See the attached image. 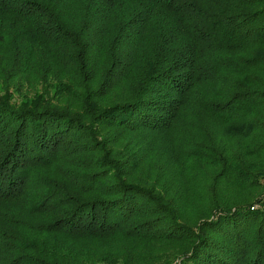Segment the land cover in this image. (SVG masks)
<instances>
[{"label": "trees", "instance_id": "16d2710c", "mask_svg": "<svg viewBox=\"0 0 264 264\" xmlns=\"http://www.w3.org/2000/svg\"><path fill=\"white\" fill-rule=\"evenodd\" d=\"M0 264H264V0H0Z\"/></svg>", "mask_w": 264, "mask_h": 264}, {"label": "rangeland", "instance_id": "374dc122", "mask_svg": "<svg viewBox=\"0 0 264 264\" xmlns=\"http://www.w3.org/2000/svg\"><path fill=\"white\" fill-rule=\"evenodd\" d=\"M95 68H97V71L95 72L96 75L98 74V72H99L100 70H103V68H102V69H98V64L95 65ZM16 73H17V71H16V70H13V72H12L13 75H12V76H15ZM27 78H28V79H31L30 76L26 77V79H25V78H22V81H24L25 84H26V82L28 83ZM98 79H100V77H97V76H96L95 81H97ZM95 81H94V84H99V82H100V81H99V82H96V83H95ZM156 161H157V160H156ZM201 176L204 177V178H206V177L208 176V175H207V172H206V171L202 172ZM207 181H208L209 186H210V184H211V180H208V179H207ZM207 181H206V182H207ZM206 182H205V183H206ZM205 183H198V184H196L197 187H195V188H196V190H197V188H198L199 190H197V191H199L201 194H204V192H206L207 195H208V192H210V191H209L210 188L208 189V192H207V190L204 189ZM98 247H99V246H98ZM94 249H95V247H94ZM110 249H111V248H110Z\"/></svg>", "mask_w": 264, "mask_h": 264}]
</instances>
